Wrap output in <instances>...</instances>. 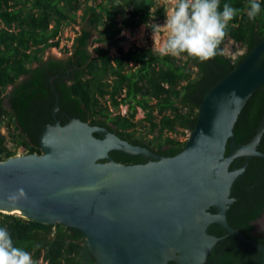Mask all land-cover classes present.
<instances>
[{
  "label": "trees",
  "instance_id": "1",
  "mask_svg": "<svg viewBox=\"0 0 264 264\" xmlns=\"http://www.w3.org/2000/svg\"><path fill=\"white\" fill-rule=\"evenodd\" d=\"M93 1L0 0V161L16 155L8 149L7 136L1 132L3 126L11 124L19 136L17 146L41 153L38 137L46 118L38 109L45 100L50 108L54 102L45 68L61 76L69 68L75 69L67 83L61 77L55 80L62 106L72 115L104 126L159 155L173 156L185 146L187 139L181 140L178 135L193 129L208 90L264 38V0H258L261 10L254 19L247 16L249 0H220L221 7L228 2L238 12L226 26L212 58L159 55L151 48L137 46L118 47L111 54L110 49L125 39L120 36L122 31H135L153 20H163L167 8L158 5L159 0H100L98 5L90 4ZM82 3L85 26L67 48L70 55L34 68L33 64L44 63L46 50L60 46L63 26L77 23ZM229 40L245 49L235 59L224 50ZM94 43L98 45L91 49ZM121 106L128 107L125 114H121ZM139 109L144 117L136 121ZM263 114L264 85L248 99L235 124L239 143L252 138ZM139 123H146L148 130L137 136ZM257 149L264 153V134ZM110 155L123 164L144 163L140 155L118 151ZM231 197L235 201L227 211L229 224L264 246V230L256 227L264 215L263 159H250L241 178L233 183ZM0 226L8 229L15 246L31 253L35 264H96L86 237L77 229L3 212ZM207 232L222 240L204 264H264V253L217 224H211Z\"/></svg>",
  "mask_w": 264,
  "mask_h": 264
},
{
  "label": "water",
  "instance_id": "2",
  "mask_svg": "<svg viewBox=\"0 0 264 264\" xmlns=\"http://www.w3.org/2000/svg\"><path fill=\"white\" fill-rule=\"evenodd\" d=\"M53 79L56 103L38 137L41 153L0 161V212L79 230L96 264H204L222 240L207 232L213 223L264 253L227 219L233 183L251 158L264 160L257 149L264 114L247 142L234 133L246 102L264 85V38L208 90L185 146L170 157L74 117L61 124ZM111 151L144 163H119Z\"/></svg>",
  "mask_w": 264,
  "mask_h": 264
},
{
  "label": "clouds",
  "instance_id": "3",
  "mask_svg": "<svg viewBox=\"0 0 264 264\" xmlns=\"http://www.w3.org/2000/svg\"><path fill=\"white\" fill-rule=\"evenodd\" d=\"M261 10L258 0H249L247 16L254 19ZM238 9L220 0H175L165 14L163 27L166 36L161 39L162 25L152 23L151 37L159 55L180 56L187 54L206 60L218 52V45L225 34L228 23ZM124 34V33H122ZM12 199H15L13 195ZM0 264H35L31 253L13 244L8 229L0 226Z\"/></svg>",
  "mask_w": 264,
  "mask_h": 264
},
{
  "label": "rangeland",
  "instance_id": "4",
  "mask_svg": "<svg viewBox=\"0 0 264 264\" xmlns=\"http://www.w3.org/2000/svg\"><path fill=\"white\" fill-rule=\"evenodd\" d=\"M100 3V0H95L93 2H90V4L98 5ZM175 3V0H159L158 5H164L167 8V11H169ZM85 5L82 3V9L78 11V18H77V23L76 24H65L63 26V29L61 31V34L59 35V40H60V46L59 47H54L46 50L45 56H53V57H59L63 58L67 55V48H71L72 42L74 37L76 36V32L80 31L82 27L85 26V22L82 20V15H83V8ZM167 13V12H166ZM164 20H153L151 21L148 25L151 26L152 23H157L162 25L161 28V39L165 38L166 36V27H163ZM146 25V24H145ZM145 25L140 26L138 29L135 31H122V34L120 36L125 37L124 40L119 42L118 46L112 47L110 49L111 54H115L117 52L118 47H124V49H128L131 46H137V47H145V48H151L152 50L156 47V44L153 43L152 37H151V29L148 27H145ZM98 44H93L91 46V49ZM102 47H107L103 46ZM225 53L229 55L230 57H237L238 55H241L244 53L245 49L242 47L241 44L235 43L232 40H229L225 46ZM125 109V106L121 107V110ZM120 110V111H121ZM144 117V112L139 109L137 115H136V121L143 119ZM148 128L146 123H142L137 126L136 129V135H144L147 132ZM1 131L3 134H5L7 138V147L8 149L15 151L17 154L23 151L22 146H17V141L19 139V136L14 129V126L11 124L10 126H3L1 128ZM189 133L186 132L185 134L178 135V138L181 140H186L188 138ZM151 137V136H149ZM262 230H264V220H261V223L259 224Z\"/></svg>",
  "mask_w": 264,
  "mask_h": 264
},
{
  "label": "flooded vegetation",
  "instance_id": "5",
  "mask_svg": "<svg viewBox=\"0 0 264 264\" xmlns=\"http://www.w3.org/2000/svg\"><path fill=\"white\" fill-rule=\"evenodd\" d=\"M91 48V47H90ZM46 52V51H45ZM44 52V55H43V62L44 63H35V64H33V67L34 68H38V67H42L43 65H45V64H47L48 63V61H51L52 59H65L68 55H70V52L69 53H67V55L65 56V57H63V58H59V57H53V56H45V53ZM73 70H75L74 68H69L68 70H67V72H66V74L65 75H63V76H61V75H59V74H53V73H50L49 72V70H48V68H45V73H46V76L48 77V86L50 87V90H51V92H52V94H51V96H52V98L54 99V102H53V104H52V106H51V108L50 107H48L47 106V101L45 100V102L43 103V105L42 106H40L39 107V109H38V111H39V113L40 114H43V116L46 118V122L43 124V127L46 125V124H50V123H52V121H53V119H52V112H53V107H54V105H55V103H56V95H55V93L52 91V89H51V86H50V83H51V77H54V79H53V85H54V87H55V91H56V93H57V95H58V106H59V109H58V111H57V118H58V120L60 121V123L61 124H64L66 121H67V118H68V116L69 117H74V118H77V117H75L74 115H72L71 114V112L68 110V109H65L63 106H62V103H61V97H60V94L58 93V91H57V84L55 83V80H56V78H59V77H61V79L64 81V82H68V81H70V78H71V75H72V73H73ZM49 98H50V96H49ZM122 107V106H121ZM121 110V109H120ZM127 110H128V107L127 106H125V109H123V110H121L120 112H121V114H125L126 112H127ZM48 114H49V116L50 117H48ZM77 119H80V118H77ZM81 120V119H80ZM83 121V120H82ZM86 122V121H85ZM87 123H89L90 124V121H87ZM92 125V124H91ZM93 125H97V124H93ZM97 126H101V125H97ZM101 127H104V126H101ZM43 129V128H42ZM42 131V130H41ZM2 132V131H1ZM112 132V131H111ZM41 133V132H40ZM114 133V132H113ZM8 138V137H7ZM23 147V146H22ZM23 151H21V155H24V154H29L30 152H29V150L28 149H26L25 147H23ZM39 149H40V146H39ZM40 151H41V149H40ZM15 152V151H14ZM36 153V152H35ZM17 154V153H16ZM261 220H264V215L261 217V219H259L258 221H257V225H256V227H257V229L258 230H262L263 228H261L260 226H259V224L261 223Z\"/></svg>",
  "mask_w": 264,
  "mask_h": 264
},
{
  "label": "built area",
  "instance_id": "6",
  "mask_svg": "<svg viewBox=\"0 0 264 264\" xmlns=\"http://www.w3.org/2000/svg\"><path fill=\"white\" fill-rule=\"evenodd\" d=\"M236 57H233L232 59H235ZM16 155H21L20 153L16 154Z\"/></svg>",
  "mask_w": 264,
  "mask_h": 264
},
{
  "label": "bare ground",
  "instance_id": "7",
  "mask_svg": "<svg viewBox=\"0 0 264 264\" xmlns=\"http://www.w3.org/2000/svg\"><path fill=\"white\" fill-rule=\"evenodd\" d=\"M18 213H20L19 211H17Z\"/></svg>",
  "mask_w": 264,
  "mask_h": 264
}]
</instances>
